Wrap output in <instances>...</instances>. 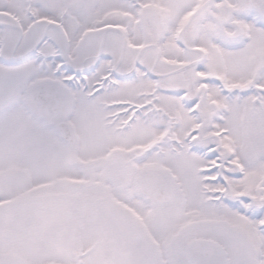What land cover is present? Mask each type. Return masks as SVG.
<instances>
[{
    "label": "snow or ice",
    "instance_id": "6c2138e0",
    "mask_svg": "<svg viewBox=\"0 0 264 264\" xmlns=\"http://www.w3.org/2000/svg\"><path fill=\"white\" fill-rule=\"evenodd\" d=\"M0 264H264V0H0Z\"/></svg>",
    "mask_w": 264,
    "mask_h": 264
}]
</instances>
